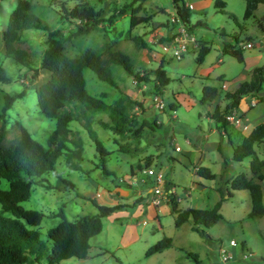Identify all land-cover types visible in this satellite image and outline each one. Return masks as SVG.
<instances>
[{"label": "rangeland", "instance_id": "rangeland-1", "mask_svg": "<svg viewBox=\"0 0 264 264\" xmlns=\"http://www.w3.org/2000/svg\"><path fill=\"white\" fill-rule=\"evenodd\" d=\"M18 1L30 2L34 7L33 12L54 28L61 27L66 32L74 28L73 24H68L70 21L65 22L60 15V3L68 0H0V33L8 24ZM85 1L96 9H103V17H109L115 7L123 9L124 13L118 14L112 23L104 22L88 34L74 37L66 44L68 52L78 54L86 47L101 52L106 42H112L113 50L130 57L134 72L162 67L170 83L165 94L158 95L149 85L138 82L122 66L112 65L114 85L99 80L92 71L84 70L86 89L91 95L112 104L123 94L141 103L142 108L136 106L131 110L137 123L135 127L126 124L125 129L132 132L124 134L101 124H112L108 112H97L94 116L92 127L107 153L105 166L111 174L102 171L94 142L87 130L76 122L71 123L70 128L76 134L70 137L68 147L76 149L74 143H80L83 147L81 160H75L80 168H69L66 162L69 152L64 151L56 162V170L71 181L75 189L64 190L65 184L55 177L54 172H47L40 178H33L31 197L22 202L23 207L44 214L35 228L41 238L46 239L47 230L60 221L57 215L60 208L66 218L73 221L83 215L96 214L97 209L92 204L94 200L105 205H127L117 214L125 215L124 218L112 221L108 219L109 216L104 218L102 231L89 240L90 249L86 258L74 257L59 264H195L189 253L197 257L199 264H264V216L249 217L252 209L249 192L233 190L228 183L238 174L246 173L249 179L260 184L264 205V180L259 181L251 172V157L241 162L232 159V147L224 138L222 143L221 135L210 118L214 105L207 107L200 103L202 88L214 86L218 88L217 102L223 110L229 103L225 94L234 92L240 83L249 80L250 75L243 76L244 64L222 52L223 41L227 39L220 35L222 30L227 35H240L238 23H248L247 20L242 22L244 0H221L225 2L227 14L217 10L216 0H184L185 4L192 6L189 10L191 24L195 25L192 36L198 43L210 47L202 64L196 62L198 44L193 46L189 43L188 52L181 60L171 58L160 50L161 39L173 36L179 27L178 22L171 20L175 15L171 0ZM74 4L76 0L68 1L70 8ZM131 9H138V16L150 17V22L130 28ZM258 14L264 20V8H260ZM251 31L259 33L254 28ZM23 38L31 49L30 66L37 70V75L32 79L30 71L6 56L0 38V67L5 69L10 79L7 83L0 82V101L2 95L23 93L5 117L0 118V122L5 121L10 139L17 134L15 125L19 123L35 140L47 147V137L55 128L56 120L41 114L36 94V88L49 78V73L40 67V59L47 45L44 33L39 30H28ZM260 50L261 61L258 64H261L264 62L261 48H248L246 54ZM222 74L224 83L218 78ZM261 92L263 97L249 112H244L249 105V97L241 101V107L237 110L250 128L264 121V85ZM172 100L179 103L174 112L167 108ZM145 122L151 126L145 125ZM176 146L182 151H176ZM182 155L190 162L186 170L176 163ZM256 157L264 161L262 145L257 147ZM195 166L209 168L215 174V179L199 177ZM148 168L160 171L169 181L171 178L179 195L175 198L178 210L212 209L220 202L222 219L211 228L200 226L199 230H195L190 222L176 227V214L163 212L159 201L154 204L156 211L147 207V202L156 198L152 192H147L152 187V178L146 176ZM261 173L264 176V166ZM133 178L137 182H131ZM218 189L223 191V197ZM185 192H188L187 196ZM163 237H170L172 246L146 257V250ZM231 239L236 246L229 245ZM220 247L231 253L233 259L222 262ZM25 264H44V261L28 255Z\"/></svg>", "mask_w": 264, "mask_h": 264}, {"label": "trees", "instance_id": "trees-1", "mask_svg": "<svg viewBox=\"0 0 264 264\" xmlns=\"http://www.w3.org/2000/svg\"><path fill=\"white\" fill-rule=\"evenodd\" d=\"M68 1L60 3V15L65 22L70 21L68 24H73L74 28L69 32L61 27L54 28L39 18L33 12L34 7L30 2L18 1L10 14L8 24L0 33L6 56L12 57L19 65L30 71L29 75L32 79L36 78L37 70L30 66L32 52L23 37L28 30H39L44 33L47 47L41 56L40 67L49 73V78L36 88V94L41 114L56 120L55 128L47 137V147L35 140L28 130L19 123L15 125L17 134L10 139L7 136L5 121L0 122V264H25L28 255L33 256L36 260H43L44 264H59L63 260L74 257L85 259L90 249L89 240L102 231L103 219L115 212L125 210L127 207V205L120 204H99L92 200L97 213L83 215L73 221L66 218L63 209L60 208L57 213L60 216V221L50 227L46 232V239H42L35 228L39 226L44 214L22 206V202L31 197L33 178H40L47 172H54L55 177L65 184L64 190L75 189V185L56 170V162L64 154V151L69 152L66 155L69 168L74 170L80 168V164L76 161L81 160L80 155L83 152V147L80 143H74L76 149L68 147L70 137L76 134L70 128L72 122H76L87 130L94 142L100 167L107 174H111L107 172L105 166L107 153L92 127L95 114L108 112L112 124L104 122L101 124L121 134L132 132L130 129L128 131L125 129L126 124L135 127L137 123L131 110L136 106L142 108L141 103L122 94L112 104H108L101 97L91 95L86 89L84 70L88 69L99 80L114 85L112 65L122 66L138 82L149 85L151 90L158 95H164L166 87L170 83V79L162 67L134 72L130 57L120 51L113 50L112 42H106L101 52L92 47H86L78 54L68 52L66 44L74 37L86 35L104 22L112 23L118 14L124 13L123 9L115 7L109 17H103V9H96L94 5L85 0H76V4L71 8ZM171 3L181 24L192 35L195 25L190 21V8L185 5L183 0H171ZM244 3L242 22L254 18L257 6L264 5V0H244ZM215 7L219 12L227 14L225 2L216 0ZM137 13L138 9H131L130 28L149 23L151 20L150 17L138 16ZM231 17L235 20L233 16ZM235 22L237 23L236 20ZM238 28L242 36H229L223 30L220 35L230 38L229 42L223 41L225 53L242 63L244 61L242 46L248 42H254L255 38L248 35L239 23ZM137 39L146 45L142 39ZM164 40L167 38L161 39V41ZM196 43L199 47L196 62L202 64L210 47L202 42L196 41ZM9 81L5 69L0 67V82L7 83ZM263 85L264 64L253 68L251 78L240 83L234 92L225 94L229 103L223 110L215 105L210 115L217 131L228 138L233 149L232 159L241 162L251 157L250 169L259 181L264 180L261 173L264 161L256 157L255 146L263 144L264 149V122L257 124L248 135H242L227 119V116L238 109L242 98L256 96L262 90ZM22 96L23 93L2 95L0 118H4L15 100ZM218 96L216 87L206 85L202 88L200 103L210 106ZM176 107H178V102L173 100L168 102L169 110L175 111ZM144 124L151 126L146 122ZM153 124L156 125V123ZM156 126L159 127V125ZM137 131L138 129L135 132ZM235 137L238 138L237 141L234 140ZM14 140H16L15 144L8 145ZM138 169L140 170V167ZM197 175L208 180L215 179V174L211 173L207 167H199ZM170 184L166 180V185ZM230 188L249 192L252 203L249 217L264 216L262 191L259 183L249 179L246 173H240L231 180ZM218 191L223 197V191L221 189ZM227 194L230 195L229 191ZM176 197L175 195L170 196L168 201L171 213L176 214V227L190 222L191 227L195 230H199L200 226L211 228L222 219L219 213L220 202L216 203L212 209L188 208L181 211L177 208ZM171 246L172 239L163 237L146 250L145 256L161 253ZM189 256L195 264H199L195 255L189 253ZM117 262L120 263L118 260Z\"/></svg>", "mask_w": 264, "mask_h": 264}, {"label": "crops", "instance_id": "crops-1", "mask_svg": "<svg viewBox=\"0 0 264 264\" xmlns=\"http://www.w3.org/2000/svg\"><path fill=\"white\" fill-rule=\"evenodd\" d=\"M184 1V0H183ZM185 3V2H184ZM188 8H191L192 6L190 5V4H185ZM260 8H264V5H262V4H259L258 6H257V9L255 10V12H254V18H250V19H248L247 21H248V23H245V21L243 22V23H245V25H249V27H245V25L244 24H241L242 26H243V28L245 29V31H246V33L248 34V35H250V36H252L253 38H255V40H254V42H248V43H246L245 45H243L242 46V49H243V57H244V61L242 62L243 64H244V66H245V68L243 69V71H244V75L243 76H248V75H250L249 76V79L251 78V71H252V69L253 68H255V67H258V66H261V65H263L264 64V62L263 63H261V64H258V63H260V61H261V50H260V52H256V51H249V52H252V53H248V54H246V49H248V48H256V49H262V51H263V57H264V43H262L261 42V40H262V38L264 37V20H263V18H261V16H259V14H258V12H259V10H260ZM252 28H254V29H256L259 33H255V32H253V31H251V29ZM226 34V33H225ZM229 36H231V35H229ZM240 36H242V35H240ZM223 37V36H222ZM224 38H226L227 40H224L225 42H229L230 41V38H228V37H224ZM257 39V40H256ZM193 45V44H192ZM193 46H196L195 44L193 45ZM199 48V47H198ZM222 52L223 53H225V51H224V48H223V46H222ZM160 55H162L161 53H160ZM220 61V60H219ZM219 79H221V81H222V83H224V79H225V77H224V74H222V75H220L219 77H218ZM218 89V88H217ZM262 91V90H261ZM258 92L257 94H256V96H251V97H249V96H245L244 98H246V99H248V97L250 98L249 99V105L247 106V107H245V109H244V112H249L250 110H251V108L252 107H254L255 105H257V103L261 100V98L263 97V95H262V92ZM171 95H172V98L174 99V94L173 93H171ZM244 98H242L241 99V101L244 99ZM185 100L186 101H188L187 100V98H185ZM241 101H240V103H239V107H238V109H240V107H241ZM179 104V103H178ZM212 105H214V107H215V105H218L219 106V103L217 102V99L214 101V103L212 104ZM212 105H210V106H212ZM227 105V104H226ZM225 105V106H226ZM210 106H207V107H210ZM176 109H177V107H176ZM219 109H220V107H219ZM237 109V110H238ZM213 110H214V108H213ZM221 110V109H220ZM237 110H234L233 112H232V114L234 115V117H235V122H231L232 124H234V127H235V129H237V131H239L242 135H248L250 132H251V130L257 125V124H259V123H257L256 125H254V126H252L251 128H250V126L249 125H247V124H245V122L243 121L244 119L242 118V116H239L238 115V113H237ZM171 111V110H170ZM176 111V110H175ZM171 112H174V111H171ZM262 122H264V121H262ZM261 123V122H260ZM216 127V126H215ZM217 129V128H216ZM219 132V131H218ZM219 134L221 135V138H222V143H224V140H223V138L224 139H226V142H228V144L231 146V144H230V142L228 141V138L223 134V133H221V132H219ZM260 145H262L263 146V144H260ZM176 147H179V146H176ZM175 147V148H176ZM232 147V146H231ZM257 147H259V145H256L255 146V151L257 152ZM180 148V147H179ZM176 150V149H175ZM176 151H178V150H176ZM180 151H182V149L180 148V150H179V152ZM252 160V159H251ZM187 161V162H186ZM176 163L181 167V168H184L185 170L187 169V165H189L190 164V162H189V160L187 159V157L186 156H183L182 155V157H181V160H179L178 162L176 161ZM225 166H227V165H225ZM199 167H194V169L196 170V172H197V169H198ZM209 169V168H208ZM210 170V169H209ZM212 173V172H211ZM214 174V173H213ZM164 175V174H163ZM164 177H165V179L167 180V181H169L168 179H167V176H165L164 175ZM136 181L137 179L136 178H133V180H131V182L132 181ZM171 181V182H170ZM170 181H169V183H171V185H173V186H175L174 184H173V182H172V180H171V178H170ZM137 182V181H136ZM230 182H231V180H230ZM230 182H228L229 184H230ZM199 185H201V184H199ZM176 187V186H175ZM118 189H120V187H117ZM150 190H147V192H149ZM151 192V191H150ZM220 199H221V197H220ZM158 201H159V203H158ZM159 204L160 205V209L163 211V212H171L170 211V206H169V204H167V202L166 201H164L163 199H160V198H152V200H150L149 202H147V207H150V208H153V211H156V208L154 207V204ZM158 206V205H157ZM121 212V211H120ZM119 212H116V213H114V214H112L111 216H109L108 217V219L110 220V221H112V220H116V219H120V218H124V216L125 215H118L117 216V214H118ZM117 216V217H116ZM134 218V217H133Z\"/></svg>", "mask_w": 264, "mask_h": 264}, {"label": "built area", "instance_id": "built-area-1", "mask_svg": "<svg viewBox=\"0 0 264 264\" xmlns=\"http://www.w3.org/2000/svg\"><path fill=\"white\" fill-rule=\"evenodd\" d=\"M172 22H178L179 27L177 29V32L167 38V40L162 41L159 43V47L162 53L169 54L171 58H174L176 60H181L184 55L188 52L189 43L190 44H196L195 38L190 35L186 30L185 27L181 24V21L179 17L175 15L171 18ZM262 43H264V37L261 40ZM227 119L231 122H235V117L233 114L228 115ZM176 150H180L179 147L175 148ZM146 176L152 178V187L150 188V191L160 199H163L164 201H169L170 196L177 195V189L173 185H166V179L164 175L158 171L156 172L155 169L148 168L146 170ZM230 246H236V242L231 239L229 241ZM220 258L222 262H227L231 259H233V255L229 253L224 248L220 247Z\"/></svg>", "mask_w": 264, "mask_h": 264}, {"label": "clouds", "instance_id": "clouds-1", "mask_svg": "<svg viewBox=\"0 0 264 264\" xmlns=\"http://www.w3.org/2000/svg\"><path fill=\"white\" fill-rule=\"evenodd\" d=\"M193 45H194V44H193ZM195 45H197V43H196ZM187 194H188V192H185V195H186V196H187ZM176 196H179V195L177 194ZM166 202H168V201H166Z\"/></svg>", "mask_w": 264, "mask_h": 264}]
</instances>
